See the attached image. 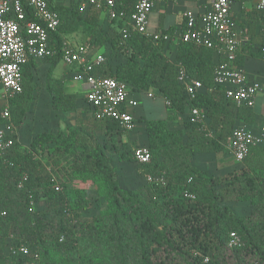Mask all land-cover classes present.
<instances>
[{
	"label": "trees",
	"instance_id": "trees-1",
	"mask_svg": "<svg viewBox=\"0 0 264 264\" xmlns=\"http://www.w3.org/2000/svg\"><path fill=\"white\" fill-rule=\"evenodd\" d=\"M49 4L60 18L52 34L55 54L45 59L53 112L78 109L77 96L66 93L53 74L64 35L80 31L86 47L105 49L107 62L95 75L115 77L134 93L155 88L165 98L169 115L144 119L151 159L139 165L143 176L159 180L123 187L116 163L136 161L122 141L124 130L109 118L77 114L73 127L38 132L27 146L12 134V145L0 154V264H264V146H252L241 167L221 175L195 163L197 154L213 153L231 165L228 143L235 126L256 120L254 108H237L214 84L213 51L180 42L171 61L165 42L150 36L133 32L121 42L126 19L105 24L96 13L82 15L72 2ZM115 7L133 11L122 0ZM262 53L263 45L251 55ZM34 62L22 67L23 93L10 101L15 128L32 110ZM236 63L244 64L241 54ZM179 64L207 88L195 101L187 100L177 81ZM193 106L206 109L211 137L188 121ZM180 117L183 128L172 127L169 122ZM233 203L250 209L239 215ZM232 232L239 243L231 246Z\"/></svg>",
	"mask_w": 264,
	"mask_h": 264
},
{
	"label": "built area",
	"instance_id": "built-area-1",
	"mask_svg": "<svg viewBox=\"0 0 264 264\" xmlns=\"http://www.w3.org/2000/svg\"><path fill=\"white\" fill-rule=\"evenodd\" d=\"M82 15L93 11L100 13L101 21L108 24L115 18L126 19L121 30V42H125L133 32L150 35L149 15L154 7L166 0H135L133 11L116 10V0H70ZM200 13L184 12V24L174 32L160 31L152 34L156 42H184L204 46L213 51L217 59L214 69V84L224 88L226 99L237 108L253 109L263 86L251 80L243 67L236 63L242 47V40L235 32L231 7L233 0H200ZM256 11L264 16V0H255ZM29 11L32 19L28 16ZM60 24L58 12L49 0H0V85L5 103L0 106V154L12 145L10 136L15 126L11 121L10 101L23 93L22 67L30 61L45 60L55 54L52 34ZM62 60L74 67L73 78L86 85L85 103L90 114L98 119L109 118L116 121L124 132H133L136 120L133 110L139 106L132 88L115 77H101L94 74L96 67L107 62L104 53L93 54L82 43L64 41ZM177 81L182 85L188 101H195L207 88L193 78L184 65L179 64ZM149 96L153 93L148 91ZM188 121L211 137L210 119L206 109L193 106L186 114ZM261 142L260 136L247 124H237L228 143L230 154L242 163L249 149ZM136 164L143 165L151 159L147 146L133 147ZM146 182L152 183L159 177L144 175ZM239 243L235 232L231 233L230 245ZM27 252V248L22 247Z\"/></svg>",
	"mask_w": 264,
	"mask_h": 264
},
{
	"label": "crops",
	"instance_id": "crops-1",
	"mask_svg": "<svg viewBox=\"0 0 264 264\" xmlns=\"http://www.w3.org/2000/svg\"><path fill=\"white\" fill-rule=\"evenodd\" d=\"M117 1V0H116ZM125 4L129 5L128 11L132 10V4L134 0H122ZM53 5H63L69 7L71 1L70 0H50ZM203 2L200 0H166L164 3H160L154 7L152 12L149 15V23H148V32L150 36L160 32L166 31L174 32L179 27H182L184 24V12L192 11L194 13H200L203 9ZM92 13H96L100 15L98 11H93ZM129 13V12H128ZM127 13V15H129ZM232 18L234 21L235 32L239 35L242 42V47L240 53L243 56L244 64L240 65L246 71L248 77L251 80L259 81L263 89L259 93L256 99L254 111L256 112V120L253 125L247 124L252 129L255 130L258 136L261 138V142L258 145L264 146V53L263 56L255 57L252 56L251 53L258 52L262 45L264 46V16H261L258 11H256L255 0H233L231 7ZM103 23V22H102ZM77 32L67 33L65 34L64 41H70L71 38L77 35ZM78 38H83L84 35H79ZM78 43V42H73ZM81 43V42H80ZM88 48V47H87ZM179 48L178 42L165 43V54L166 56L173 61L177 55ZM90 51L93 54L104 53V48L101 47H90ZM214 63L217 59L216 55L213 53ZM50 67V62L48 60H38L34 62V66L32 67L33 73L36 75H40L42 73L46 74ZM76 70L74 67L67 66L63 60L59 61L57 64L53 76L57 79H61L64 84V89L66 93L74 94L78 98V106L80 101V93L84 92V98L86 94V85L83 82H79L73 78V72ZM75 83V85H74ZM77 83V84H76ZM72 89V90H69ZM153 93V96H149L145 93H135V97L139 101V106L133 110L135 120H136V128L133 132L127 133L124 132L122 134V141L128 142L131 145L138 144V142L143 140L141 136V131L144 130V141L147 140L144 119H158L160 117H154V113L157 111L156 109L159 107L163 110L164 114H161V118H166L169 115V110L167 109V102L165 98L161 95V93L155 89L151 88L149 90ZM5 103V99L3 97L2 87L0 88V106ZM74 112H60L58 115H68ZM181 117H183L181 115ZM181 117L177 119H172L169 123L174 128H183L181 124ZM26 124V123H25ZM24 124V125H25ZM21 126V127H24ZM21 127H16L14 129V135H16L17 140L23 142V135L20 134ZM23 144V143H22ZM230 155V154H229ZM233 157L234 156H229ZM214 159L217 168L223 173L230 171L231 169L241 167V164H231L228 165L226 158H217L213 153H200L195 156V163L203 168L204 161H208ZM133 162H131L132 164ZM124 164V163H122ZM134 164V163H133ZM240 165V166H239ZM204 169V168H203ZM221 175V174H218ZM136 176V175H135ZM144 177V176H143ZM134 176L131 174V178L128 180H133ZM127 180V181H128ZM134 188V187H133Z\"/></svg>",
	"mask_w": 264,
	"mask_h": 264
},
{
	"label": "rangeland",
	"instance_id": "rangeland-1",
	"mask_svg": "<svg viewBox=\"0 0 264 264\" xmlns=\"http://www.w3.org/2000/svg\"><path fill=\"white\" fill-rule=\"evenodd\" d=\"M82 35V32L79 31V33L71 38V42H82L83 38H78L79 35ZM104 51V50H102ZM105 52V51H104ZM36 83H37V89L35 92V99L32 105V110L29 112L27 116V121L24 127H21L20 134L23 135V145L27 146L29 145L30 140L33 138V136L42 131H48L51 129L56 128L57 126H61L62 128H71L75 125V119L77 114H81L84 117H90V111L87 109L85 104V98H84V92L80 93V101L78 109L74 113H70L68 115H58L57 113L53 112L51 105H50V98L45 90L44 84H45V74L42 73L40 75L37 74ZM77 84V83H76ZM75 85V83H74ZM1 88V87H0ZM72 90V89H69ZM3 91V90H2ZM157 111L154 113V117H162L161 114L163 113V110L161 108H157ZM145 132L144 130L141 131V136L143 137V140L138 142V144H130L127 142L129 146L136 147V146H142L145 143L144 139ZM233 164H240L236 158L233 159ZM203 163V168L208 170L210 173L218 175L222 174V171L217 168L216 163L214 159L206 160ZM240 166V165H239ZM140 166L136 163H116L117 172L120 178V181L123 185V187L126 188H133L137 187L139 185H142L146 183L145 177H143L142 173L140 172ZM231 170V168H230ZM131 174L134 176L133 180H128L131 178ZM136 175V176H135ZM128 180V181H127ZM232 208L236 211L237 214L242 215L249 211L250 206L247 203H233L231 204ZM96 207H93V209L90 211L91 213L96 212Z\"/></svg>",
	"mask_w": 264,
	"mask_h": 264
}]
</instances>
